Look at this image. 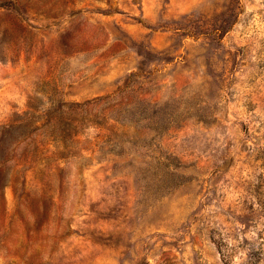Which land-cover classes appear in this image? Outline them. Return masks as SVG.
Listing matches in <instances>:
<instances>
[{
	"label": "rangeland",
	"instance_id": "rangeland-1",
	"mask_svg": "<svg viewBox=\"0 0 264 264\" xmlns=\"http://www.w3.org/2000/svg\"><path fill=\"white\" fill-rule=\"evenodd\" d=\"M0 264H264V0H0Z\"/></svg>",
	"mask_w": 264,
	"mask_h": 264
}]
</instances>
